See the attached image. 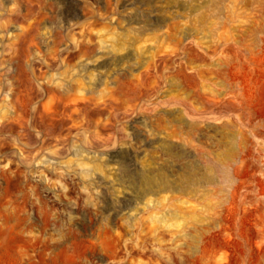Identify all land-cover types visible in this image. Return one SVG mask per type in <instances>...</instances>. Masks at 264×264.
<instances>
[{"label": "rangeland", "instance_id": "rangeland-1", "mask_svg": "<svg viewBox=\"0 0 264 264\" xmlns=\"http://www.w3.org/2000/svg\"><path fill=\"white\" fill-rule=\"evenodd\" d=\"M0 264H264V0H0Z\"/></svg>", "mask_w": 264, "mask_h": 264}]
</instances>
